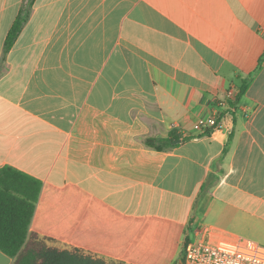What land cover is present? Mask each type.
<instances>
[{"label": "crops", "instance_id": "crops-1", "mask_svg": "<svg viewBox=\"0 0 264 264\" xmlns=\"http://www.w3.org/2000/svg\"><path fill=\"white\" fill-rule=\"evenodd\" d=\"M25 1L0 0V168L181 223L169 264L185 237L264 246V0H34L5 51Z\"/></svg>", "mask_w": 264, "mask_h": 264}, {"label": "trees", "instance_id": "trees-1", "mask_svg": "<svg viewBox=\"0 0 264 264\" xmlns=\"http://www.w3.org/2000/svg\"><path fill=\"white\" fill-rule=\"evenodd\" d=\"M33 1L26 0L14 20L5 51L21 31ZM248 83L243 80L231 107ZM172 140L147 138L145 144L162 150ZM185 229L162 217L123 215L75 185L57 188L13 167L0 168V250L13 258L12 264H108L96 254L117 258L118 264H169ZM47 240L63 241L70 248L49 245ZM189 241L185 237L175 264H183Z\"/></svg>", "mask_w": 264, "mask_h": 264}, {"label": "built area", "instance_id": "built-area-1", "mask_svg": "<svg viewBox=\"0 0 264 264\" xmlns=\"http://www.w3.org/2000/svg\"><path fill=\"white\" fill-rule=\"evenodd\" d=\"M235 89L227 92L228 97ZM221 121L214 115L197 119L194 130L208 132L219 129ZM183 264H264V246L251 240L240 239L232 245H213L204 241H189L184 247Z\"/></svg>", "mask_w": 264, "mask_h": 264}, {"label": "water", "instance_id": "water-1", "mask_svg": "<svg viewBox=\"0 0 264 264\" xmlns=\"http://www.w3.org/2000/svg\"><path fill=\"white\" fill-rule=\"evenodd\" d=\"M174 143H177V142H179V139H177V140H175V141H173Z\"/></svg>", "mask_w": 264, "mask_h": 264}, {"label": "rangeland", "instance_id": "rangeland-1", "mask_svg": "<svg viewBox=\"0 0 264 264\" xmlns=\"http://www.w3.org/2000/svg\"><path fill=\"white\" fill-rule=\"evenodd\" d=\"M183 242H184V241H183ZM182 244H183V243H182ZM182 244H181V247H182ZM181 253H182V252H181ZM181 255H182V254H180V258H181ZM183 263H184V262H183ZM108 264H109V263H108Z\"/></svg>", "mask_w": 264, "mask_h": 264}]
</instances>
